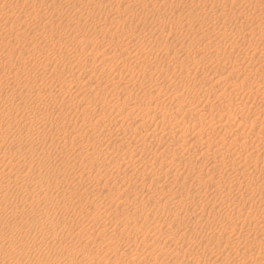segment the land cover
Segmentation results:
<instances>
[{"label":"rangeland","instance_id":"rangeland-1","mask_svg":"<svg viewBox=\"0 0 264 264\" xmlns=\"http://www.w3.org/2000/svg\"><path fill=\"white\" fill-rule=\"evenodd\" d=\"M15 1H17L16 7L11 14L7 15L3 14L1 10V7L4 5L3 2L6 3V1H0V26L2 27L0 29V47L8 40L10 41V44L3 46L2 50L0 49V59L5 58V55L10 51L19 53L18 56L3 69L11 70L12 72L16 71L19 75L25 76L23 64L24 62H30V64H33V70H35L31 73H38L44 69L50 74L44 79H39L40 77L34 75L35 78L26 76L27 78L22 82L17 84L12 83L9 86L11 87L10 89L8 87H0L1 94L6 97L11 96L12 93L10 91L13 90L15 93H20L21 90H24L21 93H26L28 95V99L25 103L21 104L19 102L21 105H19L17 101L8 100L7 102L0 103V108H5L8 112L20 117L21 115L27 114L24 113L22 105L28 104L33 106L39 104L38 100L35 98V94L37 93H45L43 95H47L50 92L53 99H57V101H53L52 103L47 102L45 106L41 107L40 116H38L39 114L33 113L31 115L32 119H24L23 117L21 120L11 124L12 130L22 133V141L26 143V146L31 145L33 148V152L23 153L19 164L16 165L17 169L22 167L26 170L28 168L36 169L37 173L34 172V174L32 173L33 170H30L29 175L35 177V180L39 182L46 181L48 183V189H46L43 187V184L46 183L40 182L44 188V190L41 191L47 192L50 197V200H45L42 197L43 194L37 193L36 196H38V199H36L35 203H29V201L24 199L9 198L8 203H6L7 201L5 202L8 208L15 209L24 207V209L29 212L25 216H18L15 218L9 216V222H12L13 227H15L10 229L11 235L15 238H19L20 230L29 226L30 214L35 210H43L47 206H50L51 210H49V212H52L51 219L56 222V225L47 229L45 239H48H44V244H41L44 246L41 247L42 252L46 256H52L53 253H56L59 264L66 263L63 257H66V254H68L67 248L63 245L71 243L76 247L80 245V241L84 243L86 242L85 239L88 240L85 231L91 228L93 225L91 222H94V224L96 222L97 228L101 230L99 229V232H97L98 229L96 228L94 232L92 228L90 229V234H92L91 239L95 240V243L93 241V245L95 244L96 247L95 245L93 246L92 243L91 245L89 244V254H95L98 252L97 250L101 249L102 246L97 244L101 240L99 239L101 234L106 235L107 240L104 241L106 246L105 243H103L102 245L104 247H102L101 251L99 250L102 253L98 252V262L95 257L93 259L91 258L92 260L88 258L83 260L86 261L88 259L86 263L89 264L91 261V264H99L101 260L102 262L100 264H115V261L112 260L115 256L112 257L111 247L120 245L121 238L123 241L125 239L128 241V238L126 236L125 238L120 237L117 239L116 243L112 244L113 246L110 245L107 235H109L108 232L113 231L114 228H116V230H114L115 233L117 231V233H120V229V231L124 230L126 234L129 233L130 236L141 231L140 234L143 233V235L139 234L140 237H138V239L146 237L147 235L149 236L151 233L158 234L159 231H163L164 229V231H176L175 238L169 236L167 239L168 236L161 235L160 239L155 240L157 242H147V248L137 241L134 243V240H132V245L136 246L133 248V251H135V249L140 253L145 251L143 256L146 254L145 257L149 258L148 261H143L144 263L141 262L142 260H138L142 264H166V261L167 264H171L172 262V264H184L185 262L186 264H254L256 262L264 264V227L259 228V234L254 232L255 219L258 218L259 214H262L260 213L262 212L261 210H263L264 213V160H262L264 152L259 149L260 146L264 147V0H94L95 3H92L94 2L93 0H91L92 2L89 0H81L80 3L79 0L78 3L77 0ZM84 1L88 2L85 3ZM145 1L148 3L147 5L144 3ZM79 6L80 9L77 8ZM118 11L119 13H117ZM34 12L38 13L37 17H34ZM78 14L81 16L77 18ZM119 17L120 19L127 17V21L125 24H121V27L116 28L111 21L113 19H119ZM68 19H71V22L75 24L74 26L78 27V31H76L75 27L66 23ZM78 19L80 20L77 22L76 20ZM69 21L70 20L67 22ZM78 23H80L79 26L77 25ZM120 23H122V20H120ZM80 27L81 29H79ZM44 29L46 32L42 36L39 32L45 31ZM4 30L7 35H4ZM5 36L6 38H4ZM94 36H96V41L80 55V50L82 48L81 40L85 38L89 40ZM147 40H150V42ZM230 40L232 42H229ZM145 42L148 44L145 45ZM190 42L193 43V47L189 45L191 44ZM105 48L107 53L103 56L104 61H101L98 55ZM147 49L148 52H151V56L149 55L147 59H143L142 55L139 56L137 54V51L145 52ZM120 53H123V55H120ZM64 54L78 55L79 61H59L57 59L58 56ZM112 54L116 56L112 58ZM129 54L133 55V59H129L125 63L122 62ZM199 54L203 55V57L201 55L199 57ZM136 56L138 57L135 58ZM251 56L253 58H251ZM94 60L95 62H93ZM239 64L242 65L240 66L241 70H239ZM1 69L2 67H0V73L2 72ZM194 71L196 73L198 72L196 75L199 76L200 74L199 77L196 76V79H194ZM228 71H230L229 74ZM51 75H53V77H51ZM198 78L200 80H198ZM181 79L186 82H180ZM230 79L232 81H230ZM59 81H66L68 86L60 89ZM77 83L80 85L82 84L83 89L80 93L74 94L76 87L80 86L77 85ZM236 85L243 87V89L241 87L243 91L240 90V93L237 95L235 91L232 90V86L235 87ZM174 86L175 88L179 87L178 92L181 93L182 96L178 92H172ZM68 87L71 88V91L73 89L74 93L65 91ZM199 88L201 90H199ZM248 89H250L251 92ZM253 89H256V91ZM163 91L165 93H163ZM257 91L258 94H256ZM149 92L151 94H157L160 99L158 100V98L151 97L152 95H150ZM166 93L170 98H167L168 96ZM245 93H251L249 98H246L248 96H246ZM57 94L60 96L57 97ZM163 94H165V96ZM176 94L182 99H186V101L187 99H192L190 100V105H186L181 101L179 102V99H171V97H174ZM240 95L243 96L245 104L240 103ZM104 96L108 99L110 97L114 101L116 100L117 105L112 108L110 106H105L104 108L103 105L98 104L97 102H99V99L102 100ZM160 96H163L165 99ZM223 96L226 99H232L241 106L239 113L240 117L231 113L229 114V112L227 113L221 109V107L228 102V100H221ZM200 97L203 99L201 100ZM171 100H173V102H171ZM94 102L95 104L97 103L95 108H93ZM193 102L194 106L197 104L195 109L192 106ZM55 103H61L60 106L62 107V111L60 113L52 108ZM174 103L178 109H176L177 107ZM85 106L88 108L87 111ZM145 106L150 108L147 114L141 112L143 110L142 107ZM201 106H203L204 111L201 110ZM98 108H100V110H97ZM183 108L185 111L182 110ZM190 108L194 109L191 114L189 112ZM175 110L179 111V118H181L182 115V117L186 119H184L185 123L188 122L191 124L199 117L203 118V122L210 123L213 122L212 116L215 118L221 116L223 119L219 120V123L223 125L228 124L227 126L230 127L229 130L227 129L224 132L219 130L220 134L218 137L213 135V138H211V134H209L210 136L206 135L203 137V150H207L206 153H203L204 182L192 184L193 180L197 179L196 175L199 174L196 167L194 171H184L185 173L181 175V181H186L188 184L190 183V190L188 191L186 188H181L180 184L177 186L175 184V186H173L174 184H171L172 182H164V180L167 179V175L165 177V174L169 173L171 175V172L172 174L180 172L182 163H180L181 161L179 160H182L183 163L186 162L188 160V158H186L187 155L180 154L174 159V162H167L165 159L160 158V160L162 159L164 161L161 160L160 162L157 160L156 163L158 165H155L156 163L150 158L153 156L152 153H154L156 148L155 145L153 147L151 145L152 143H150V137L154 136L151 133L153 123L165 112ZM116 113L118 114L116 115ZM119 113H121L120 116L126 115L123 117L124 124L122 126H120L118 120L115 119L118 117ZM233 120H235V122H232ZM0 122L7 125L4 119H0ZM141 122L144 128L143 131L136 128V124ZM95 123L97 126L101 123V127L105 125L100 129L103 133L93 134L92 131L87 130L88 124L94 125ZM229 123L231 125H229ZM109 126L112 127L109 128ZM247 130L249 132H245ZM53 131L55 133L57 132L59 137L55 136V133V135L51 133ZM106 132L113 133L114 135L119 133V136H125L132 142H142V140H145L147 143L150 142L143 151L137 154V156L134 155L129 157L128 148L121 147L120 141L110 142L107 140L105 137L107 134ZM104 133L105 135H103ZM247 133H251L252 136L249 139L251 143L250 146H252L250 147L252 150L249 149L248 152L250 154L249 158H247L245 162L235 159V163L239 167L233 170H230L231 165L229 166L228 163H223V165L222 163H215L216 165L214 166V163L209 160V157H212L211 154L213 150H217L218 148L223 149L222 143L218 141L220 136L226 137L227 135V139L240 136L243 140V137ZM132 136H134V138H132ZM103 138L104 140L106 139L105 142ZM100 141L103 144H100ZM181 141H183L181 138H179L178 141L167 139L163 147L173 149L174 147L170 148L172 147L171 145L175 144L173 146L176 147V142ZM207 143L210 145L205 149ZM254 143L258 145L255 147ZM90 144L95 145L96 149H91L89 152L83 153L79 148L80 146L90 147ZM151 147L153 148L151 149ZM240 153L241 154L234 152L233 158L246 155V153ZM110 156L114 160H123V162L126 163L125 166H129L130 163H133L139 168L137 171H133L134 169H132V171L130 170L128 172L127 169H124L125 166H121L120 171H116L110 167L106 169L98 166L92 167L89 163L91 160H95L107 164V162L109 163L110 161L106 159H109ZM46 157L52 158L53 160L51 159L52 161L50 160L49 163L46 160V164H44L40 160L41 158L44 160ZM181 157L183 158L181 159ZM256 157H258L259 160H257ZM200 158L199 155L193 156L192 161L199 160ZM29 159L32 160L31 163L28 162ZM146 159L150 162L148 163ZM103 160L105 162H103ZM176 160L179 163H176ZM256 161L257 165L255 164ZM246 162L249 164L247 167L244 166ZM145 164H149V167L156 169L151 173L150 170L144 169L143 166ZM161 164L164 165L162 166ZM159 165L161 169H158ZM221 165L226 167L223 168ZM213 166L214 168H211ZM220 167L222 168L220 169ZM41 168L42 173H40ZM14 171L15 168L12 169L11 172L8 168H5V170L0 171V176L5 174L4 176L2 175L0 179L3 180L4 177H7L4 178V181L9 182L10 179L16 177V174L14 175L13 173ZM154 171L156 172L154 173ZM9 175L12 178L9 177ZM185 175L188 176V179ZM8 178L9 180L7 181ZM92 183L96 184L98 190L91 188L86 189ZM206 184L208 185L206 186ZM101 186L103 188H101ZM219 187L222 188L220 189ZM143 188L145 191L141 190ZM176 189L178 191H175ZM72 190L75 191L73 192ZM66 191H68L70 195L67 194L68 197L65 198L63 202H60L62 194ZM127 191L128 193H126ZM82 194L84 196H82ZM138 194L139 197L137 196ZM168 194H170V196ZM173 194L176 195L171 196ZM77 195L80 198H78ZM183 195L184 197H182ZM220 196H222V198ZM136 197H138L139 200L141 197V205L139 209H132L135 208L133 207L134 201H139ZM171 197L174 199L171 200ZM119 198L122 199L119 200ZM201 198H203V201ZM238 198L247 199L248 203L245 204V209H239V211L241 210L242 212H235L234 215L236 214V216L233 217L234 210L227 207V203L230 204L238 200ZM90 200L91 202H99L100 205H98V203L97 205L100 209L90 208L88 210L86 206L91 204ZM126 200L128 201L127 204L129 200L131 203L126 205ZM191 200H193L195 204H198V208H200L203 202L202 211V207L200 209H195L197 213L194 212L195 210L193 211L194 208L191 206L187 208V205H192L190 204ZM222 200H225L224 203H221ZM124 201L125 203L123 205ZM143 201L144 203H141ZM145 201L150 203L147 204ZM106 202L107 206H105ZM248 204H250V207H248ZM141 206H143V208ZM105 207L107 211L104 209ZM204 207H206V209H204ZM179 208H181V211ZM203 210H205V212H203ZM217 210L219 212H217ZM102 211L105 213L102 214ZM213 211L214 214L216 213L217 215H214ZM149 212L151 213L149 214ZM176 213L179 214L177 215ZM192 213L196 214L193 215ZM132 214H134L135 218L141 220L140 222L138 221L136 227H133V224H130L131 222L128 224L125 223V218L132 216ZM138 214H140L141 217L138 216ZM72 215L73 218L69 220L65 219L67 216ZM97 215L98 217H96ZM105 216L107 217L106 221L104 220L105 218H103ZM181 216L183 218H181ZM0 218V227H3L2 223L7 220L2 215H0ZM100 218L103 219L100 220ZM148 219L151 220L152 224H149L150 220ZM179 219H181L180 221L183 219V222L180 223ZM156 220L158 222L157 224L155 222ZM122 221L123 224H121ZM108 222L110 223L107 224ZM184 222L185 225H183ZM153 224L155 227H153ZM119 225H121V227ZM226 227V231L222 232V229ZM232 228L234 231L229 234L227 230ZM197 230L199 232H197ZM55 231L56 233L59 231L60 234L57 233V235L59 234L58 238L53 240V238H55L54 234H56ZM98 233L101 234L99 235ZM60 235L62 239L65 236L68 243H61L59 241L61 238L59 237ZM40 237L38 232H33V229L29 227V233L23 238L25 257H23L24 259L22 258L20 262L16 263L28 264L26 258L27 251L34 247V244H38ZM68 237L69 239H67ZM83 238L85 239L82 240ZM153 238L154 237H151V239H149L152 241ZM73 239L78 240L74 241ZM199 239L201 243H198V241H200ZM73 241L77 243L75 244ZM160 241H163L162 244L165 245L162 246ZM107 242L109 244H107ZM122 244L125 246L128 245L127 243V245L125 243ZM238 246H248V249H246L247 253L233 259L231 258L233 249ZM147 249H149V251ZM105 251L107 252L105 253ZM120 251L125 252L121 254L124 264L135 263L128 260V252L124 250V247ZM249 251L251 252V256L248 254ZM78 253L80 256H78ZM78 253L71 261L75 260V263L80 262V257L83 258V256L87 254L84 255L82 252ZM149 256H151L153 260ZM254 257L255 259H251ZM115 259L116 261L118 260L117 258ZM118 263L123 264V262L120 263L119 260L117 261V264Z\"/></svg>","mask_w":264,"mask_h":264},{"label":"bare ground","instance_id":"bare-ground-1","mask_svg":"<svg viewBox=\"0 0 264 264\" xmlns=\"http://www.w3.org/2000/svg\"><path fill=\"white\" fill-rule=\"evenodd\" d=\"M1 1V0H0ZM4 1H6V3L5 2H3L4 3V5L1 7V10H2V12H3V14H11L12 13V11L14 10V8L16 7V5H17V1H15V0H4ZM80 1L81 0H79V3H80ZM89 1H91V0H89ZM94 1V0H93ZM99 1H101V0H99ZM143 1V0H142ZM75 2V1H74ZM73 2V3H74ZM85 2V1H84ZM88 2V1H87ZM87 2H85V3H87ZM92 2V1H91ZM90 2V3H91ZM98 2V1H97ZM77 3H78V0H77ZM82 3V2H81ZM89 3V4H90ZM92 3H95V1L94 2H92ZM99 3V2H98ZM103 3V2H102ZM102 3H100V4H102ZM142 3V2H141ZM144 3H146V1L144 2ZM143 3V4H144ZM83 4V3H82ZM100 4H97V5H100ZM107 4V3H106ZM106 4H104V5H106ZM110 4V3H109ZM148 3H146V5H147ZM108 5V4H107ZM78 6V5H77ZM80 6H82V5H80ZM80 6L79 7H77L78 9H80ZM85 6H86V4H85ZM91 6V5H90ZM75 7H76V4H75ZM74 7V8H75ZM84 7V6H83ZM87 7H88V5H87ZM86 7V8H87ZM95 7V6H94ZM71 8V7H70ZM76 8V9H77ZM85 8V7H84ZM90 8V7H89ZM93 8V7H92ZM118 8V7H117ZM72 9H73V7H72ZM74 10V9H73ZM84 10V9H83ZM89 10V9H88ZM118 10V9H117ZM114 11H116V10H114ZM78 12V11H77ZM87 12V11H86ZM82 13H83V11H82ZM117 13H119V11L117 12ZM2 14V13H1ZM38 13L37 12H34V17H37L38 15H37ZM74 14H75V12H74ZM81 14V13H80ZM116 15H120V14H116ZM115 15V16H116ZM78 16H81V15H77V18H78ZM112 16V15H111ZM123 16V15H122ZM127 16V15H126ZM74 17V16H73ZM112 18H114V17H112ZM111 18V19H112ZM127 17H125L124 19H120V17H119V19H113L111 22H112V24H113V26L114 27H116V28H119V27H121L120 25L121 24H125L126 23V21H127V19H126ZM81 19V18H80ZM80 19H78V20H76L77 22L80 20ZM110 19V20H111ZM68 20H70L69 22H67ZM68 20H66V23H68V25H70V26H72V27H75L76 28V31H78V27H76V26H74L75 24H73L72 22H71V19H68ZM120 20H122V23H120ZM80 22H82V21H80ZM85 22V21H84ZM76 23V22H75ZM83 23V22H82ZM0 25H1V20H0ZM78 26L80 25V23H78L77 24ZM84 25V24H83ZM124 26V25H123ZM2 27L0 26V29H1ZM79 29H81V27L79 28ZM3 30V29H2ZM42 30V29H41ZM45 30V29H44ZM100 30V29H99ZM103 30V29H102ZM1 31V30H0ZM75 31V32H76ZM105 31V30H104ZM4 32H5V30H4ZM46 32V30L45 31H40L39 33L40 34H42V36H43V34ZM98 32V31H97ZM100 32V31H99ZM252 32V31H251ZM103 33H106V32H103ZM252 33H254V32H252ZM261 33V32H260ZM1 34V33H0ZM6 34V32L4 33V35ZM7 35V34H6ZM264 36V35H263ZM260 37V36H259ZM4 38H6V36L4 37ZM15 38H16V36H15ZM222 38V37H221ZM221 38H220V40H221ZM245 38V37H244ZM262 39V38H261ZM219 40V41H220ZM228 40V39H227ZM226 40V41H227ZM94 41H96V36H94V37H92L91 39H87L86 40V38L83 40H81V42H82V48H81V50H80V55L88 48V47H90L91 45H93V43H94ZM147 41H149L150 42V40H147ZM229 42H232L231 40L229 41ZM191 43V42H190ZM8 44H10V41L8 40L7 42H5V43H3V45L0 47V49L2 50L3 49V46H6V45H8ZM146 44H148L147 42H145V45ZM190 46H192L193 47V43H191V44H189ZM109 48H110V46H109ZM166 51V50H165ZM202 51H203V48H202ZM107 53V51H106V48L105 49H103L101 52H100V54L98 55V57L100 58V60L101 61H104V55ZM200 53H201V50H200ZM18 54L19 53H16V52H14V51H10V52H8V54L7 55H5V58H1L0 59V67H2V72L0 73V87H2V88H11V87H9L12 83L13 84H17V83H20V82H22L23 80H25L27 77L26 76H29V77H31V78H35L34 76H36V77H40L39 79H44V78H46L47 76H49V74L50 73H47V71L46 70H42V71H40V72H38V73H31V72H33V71H35V70H33V64H30V62H24V64H23V68H24V73H25V76H21V75H19L16 71H11V70H5V69H3V68H6L11 62H12V60L16 57V56H18ZM137 54L139 55V56H143V59H147L148 57H149V55L151 56V52L149 51L148 52V49L147 50H145V52H143V51H137ZM262 54V53H261ZM263 54H264V52H263ZM262 54V55H263ZM120 55H123V53H120ZM200 55L201 54H199V57H200ZM116 55H114V54H112L111 55V57L112 58H114ZM198 56V55H197ZM202 57H203V55H201ZM128 57V58H127ZM127 57H125V59L124 60H122V62H126V61H128L129 59H133V55H131V54H129ZM138 56H136L135 58H137ZM251 58H253L252 56H251ZM59 61H62V62H70V61H73V60H78L79 61V56L78 55H60V56H58V58H57ZM199 59H201V58H199ZM93 62H95V60L93 61ZM85 66H86V64H85ZM240 66H242V65H240L239 64V70H241V68H240ZM238 69V68H237ZM196 70V69H195ZM198 70H200V69H198ZM229 72L230 71H228V74H229ZM195 73V75H194V79H196V76H198V75H196V74H198V72L196 73L195 71L193 72V74ZM34 75V76H33ZM199 76H200V74H199ZM198 76V77H199ZM51 77H53V75H51ZM187 77V76H186ZM186 77H184V78H186ZM226 77V76H225ZM218 78H220V77H218ZM217 78V79H218ZM202 79V78H201ZM221 79H222V77H221ZM228 79V78H227ZM183 79H181L180 80V82L182 81ZM193 80V79H192ZM198 80H200L199 78H198ZM226 80V79H225ZM188 81V80H187ZM194 81V80H193ZM230 81H232L231 79H230ZM60 82V84H59V87H60V89H62V88H65L66 86H68L67 84H66V81H59ZM117 82V81H116ZM183 83H185L184 81H182ZM196 82V81H195ZM228 82V81H227ZM232 83V82H231ZM230 83V84H231ZM233 84V83H232ZM77 85H80V84H78L77 83ZM179 85H180V83H179ZM182 85V84H181ZM178 86V85H177ZM234 86V85H233ZM232 86V90L233 91H235V93H236V95L237 94H239L240 93V90H242L243 89V87H242V89H241V87H239L238 85H236L235 87H233ZM72 87H73V85H72ZM76 87V86H75ZM184 87V86H183ZM182 87V88H183ZM19 88H21V87H19ZM23 88V87H22ZM74 88V87H73ZM173 88H175V86L173 87ZM172 88V92H178V88H175V89H173ZM82 89H83V85L81 84L79 87H76V89H75V93L73 92V89H72V91H71V88L70 87H68V89L67 90H65V91H67L68 93L69 92H73L74 94H78V93H80L81 91H82ZM17 90H18V88H17ZM165 90V89H164ZM199 90H201L200 88H199ZM250 92H251V90L250 89H248ZM254 91H256V89H253ZM24 91V90H23ZM22 90L20 91V93H15V91L13 90V91H10L11 93H12V95L11 96H4V95H2L1 94V92H0V103H4V102H7L8 100H14V101H17L18 102V104L19 105H21V104H23V103H25V101H27V99H28V95L26 94V93H21V92H23ZM243 91V90H242ZM247 91V90H246ZM16 92H18V91H16ZM161 92V91H160ZM166 92H168V91H166ZM48 93V92H47ZM46 93V94H47ZM163 93H165L164 91H163ZM179 93V92H178ZM43 94H45V93H43ZM43 94H41V93H37V94H35V98L38 100V102H39V104H37V105H33V106H30V105H28V104H24V105H22L23 106V111H24V113H27L26 115L24 114V115H21L20 117H18L16 114H12V113H10V112H8L5 108H0V119H4V120H6V122H7V125H4L3 123H1L0 122V171H2V170H5V168H8L9 170H10V172H11V170L12 169H14L15 168V171L13 172L14 173V175L16 174V177L15 176H13V177H15V178H13V179H10L9 180V178L7 179V181L9 180V182H5L4 180V178H7V177H4L3 178V180L2 179H0V215H2V216H4L5 217V219L7 220V221H5V222H3L2 223V225H3V227H0V264H19V263H16V262H20L21 260H22V258L23 257H25V249L23 248V245H24V243H23V238L29 233V227H31L32 229H33V232H38V235H39V237H40V239H39V241H38V244H34L33 246L34 247H32L30 250H28L27 251V256H26V258H27V263L28 264H59L58 263V261H57V256H56V253H53V255L52 256H46V255H44V253L42 252V247L41 246H44V245H41L42 243L44 244V242H45V240L46 239H48V238H46L45 239V233H47V229L48 228H50V227H52V226H55L56 225V222L53 220V219H51L52 217V212H49V210H51V208H50V206H47L45 209H43V210H35V211H33L31 214H30V220H29V222H28V224H29V226H26V227H24V228H22L21 230H20V237L19 238H15V237H13L12 235H11V233H10V229H12V228H15V227H13V223L12 222H9V220H8V218H9V216H11L12 218H15V217H18V216H25V215H27L29 212L27 211V210H25L24 209V207H21V208H15V209H10V208H8L6 205H5V202L6 203H8V199L9 198H14V199H24V200H26V201H29V203L30 202H32V203H35L36 202V199H38V196H36V194L37 193H39V194H43V198L45 199V200H50V197H49V195H48V193L47 192H43V191H41V190H44V188L43 187H45L46 189H48V183L46 182V181H40L41 183H46V184H43V187H42V184L39 182V181H37V180H35L36 178L35 177H31L30 175H29V171L30 170H33V172L32 173H34V172H36V169H31V168H28L27 170L25 169V168H19V169H17V167H16V165H18L19 164V161L21 160V157H22V155H23V153L24 152H33V148H32V146L30 145V146H26V143L25 142H23L22 141V133H19V131H14V130H12L11 129V124H13L14 122H17V121H19V120H21L23 117H24V119H32L31 118V115L33 114V113H35V114H39L40 113V111H41V107H43V106H45V104L47 103V102H53V101H57V99H53V97H52V94L49 92L47 95H43ZM149 94L150 95H152L151 97H153V98H158V100L160 99L159 97H158V95L157 94H151L150 92H149ZM160 94H162V93H160ZM180 95H181V93H179ZM250 94L251 93H245V95L246 96H248V97H246V98H249V96H250ZM256 94H258V91H257V93ZM71 95V94H70ZM148 95V94H147ZM149 95V96H150ZM155 95V96H154ZM164 96H165V94H163ZM166 95L168 96V94L166 93ZM174 95V94H173ZM178 94H176L174 97L172 96L171 97V99L172 98H174V99H179L178 101L180 102H183V103H185L186 105H190V100H192V99H187V101H186V99H182L180 96H177ZM255 95V94H254ZM60 96V95H59ZM58 96V94H57V97H59ZM182 96V95H181ZM196 96V95H195ZM56 97V98H57ZM151 97H150V100H151ZM161 97V96H160ZM199 97V96H198ZM161 98H163V99H165L163 96L161 97ZM167 98H170L169 96L167 97ZM188 98H190V97H188ZM195 98V97H194ZM219 98V97H218ZM173 99V100H174ZM200 99L202 100L203 98H201L200 97ZM240 99H241V101H240V103L241 104H245V101L243 100V96L242 95H240ZM61 100H62V98H61ZM173 100H171V102H173ZM188 100H189V102H188ZM197 100V99H196ZM220 100V99H219ZM218 100V101H219ZM221 100H224V101H227L228 100V102L227 103H225L224 105H223V107H221V109L222 110H224V111H226L227 113L229 112V114L231 113V114H234V115H237V117H240V115H239V113H240V109H241V106H239V104L238 103H236V102H234L232 99H226L224 96L222 97V99ZM177 101V100H176ZM198 101V100H197ZM197 101H196V103H197ZM21 104H20V103ZM60 102V101H59ZM122 102V101H121ZM174 102H175V100H174ZM201 102V101H200ZM27 103V102H26ZM98 104H101V105H103L104 106V108H105V106H110L111 108L112 107H115L116 105H117V102H116V100L114 101L113 99H111L110 97H109V99L106 97V96H104L103 98H102V100L101 99H99V102H97ZM97 103L95 104V102L93 103V108H95V106H97ZM119 103V102H118ZM195 103V104H196ZM222 103V102H221ZM17 104V103H16ZM60 104L61 103H55V105L52 107L53 109H55L58 113H60L61 111H62V107L60 106ZM182 104V103H181ZM192 104V103H191ZM205 104V103H204ZM204 104H203V106H204ZM207 104V103H206ZM174 105H175V103H174ZM177 105H179V104H177ZM100 106V105H99ZM98 106V107H99ZM176 106V105H175ZM185 106V105H184ZM192 106H193V108L195 109L196 107L195 106H197V104L194 106V102H193V104H192ZM203 106H201L202 108H201V110H203ZM177 107V106H176ZM180 107V106H179ZM175 108V107H174ZM192 108V107H191ZM190 108V114L191 113H193V110L194 109H191ZM198 108V107H197ZM204 108H205V106H204ZM85 109H86V111L88 110V108L85 106ZM142 113H148L149 111H150V108L148 107V106H145V107H142ZM176 109H178V107L176 108ZM188 109V108H187ZM207 109V108H206ZM205 109V110H206ZM211 109V108H210ZM97 110H100V108H98ZM101 110H103V109H101ZM182 110H184V108L182 109ZM197 110V109H196ZM28 111V112H27ZM109 111H111V110H109ZM117 111V110H116ZM120 111H122V110H120ZM185 111V110H184ZM204 111V110H203ZM101 112V111H100ZM103 112V111H102ZM210 112V111H209ZM115 113V112H114ZM178 113H179V111H177V110H175V111H167V112H165L164 114H162L160 117H159V119L157 120V121H155L154 123H153V125H152V127H151V133H152V135H154V136H151L150 137V140H151V142L150 143H152L151 145L154 147V145L156 146V148H155V151H154V153H152L153 154V156L152 157H150V158H152V160L154 161V163H156V161L157 160H159L160 162H161V160L162 159H165L167 162H174V159L177 157V156H179L180 154L182 155V154H184V155H187V157L186 158H188V160L186 161V162H182V160H179V161H181L180 163H182L181 164V170H180V172H175V173H173L172 174V172H171V175L168 173V174H165V177H166V175H167V179H165L164 180V182H172L171 184H174L173 186H175V184H176V186L178 185V184H180V186H181V188L183 187V188H186V190L188 191V190H190L189 189V186H190V183L188 184L186 181H181L182 179H181V175L183 174V173H185L184 171H194L195 170V167L197 168V170H198V172H199V174L198 175H196V177H197V179L196 180H193V182H192V184L193 183H198V184H200V183H203L204 181H203V153H206L207 152V150H203V137L204 136H206V135H209V134H211L212 135V137L211 138H213V135L214 136H216V137H218L219 136V130H222L221 132H224V131H226L227 129L229 130V128L230 127H228L227 125L228 124H220L219 123V120H222L223 119V117H221V116H219L218 118H215L214 116H212V121L213 122H210L211 120L210 119H208V120H210L209 122L210 123H206V122H203V118L202 117H199L196 121H194L193 123H191V124H189L188 122L187 123H185V121H184V117H182V115H181V118H179L178 117ZM181 113V112H180ZM211 113V112H210ZM209 113V114H210ZM107 114H108V112H107ZM118 113H116V115H117ZM120 114L121 113H119V115H118V117L117 118H115V119H117L118 120V124L120 125V126H122L123 124H124V118L123 117H125L126 115H123V116H120ZM187 114V113H186ZM185 114V115H186ZM208 115V114H207ZM36 116V115H35ZM38 116H40V114L38 115ZM115 116V115H114ZM184 116V115H183ZM33 117V116H32ZM208 117V116H207ZM236 117V118H237ZM187 118V117H186ZM226 118V117H225ZM235 118V119H236ZM34 119V118H33ZM186 120V119H185ZM237 120V119H236ZM207 121V120H206ZM239 121V120H238ZM208 122V121H207ZM221 122V121H220ZM223 122V121H222ZM227 122V121H226ZM232 122H235V120H233ZM144 124V123H143ZM229 125H231L230 123H229ZM105 126V125H104ZM104 126H102V127H104ZM101 127V123H100V125L99 126H97V124L95 123L94 125H91V124H88V127H87V130H89V131H92V133L93 134H100V133H103V131H101L100 129L102 128ZM110 127H112V126H109V128ZM145 127V126H144ZM108 128V129H109ZM136 128H138V129H141V131H143L144 130V128H143V125H142V122L141 123H137L136 124ZM104 131H105V128H104ZM108 131V130H107ZM119 131H120V129H119ZM123 131H125V130H123ZM244 131V130H243ZM242 131V132H243ZM112 132H113V130H112ZM228 132V131H227ZM245 132H249L248 130L247 131H245ZM51 133H55L54 131L53 132H51ZM107 133V132H106ZM115 133V132H114ZM56 134V135H55ZM54 135L55 136H58L59 137V134L56 132ZM117 135H114L113 133H107L106 134V138H107V140H109L110 142H117V141H120V144H121V147H127L128 148V152H129V157H132V156H134V155H136L137 156V154L140 152V151H143L146 147H147V145H148V143L144 140H142V142H132V141H129L128 139H127V137H125V136H119V133H116ZM187 134H188V136H187ZM227 134V133H226ZM229 134V133H228ZM103 135H105V133L103 134ZM122 135V134H121ZM244 135V134H243ZM242 135V136H243ZM97 136V135H96ZM210 136V135H209ZM225 136V135H224ZM98 137V136H97ZM104 137V138H105ZM252 136H251V133H247V134H245V136L243 137V140H242V138L239 136V137H232V139H227V135H226V137H222V136H220V138L218 139V141H220L221 143H222V148L223 149H220V148H218L217 150H213V152H212V157H209V160L210 161H212V163H214V166L216 165L215 163H222V165H223V163H228L229 164V166L231 167V169L230 170H233V169H237V167H239L238 165H236V163H235V159H237V160H243V162H245L246 161V159L247 158H249V156H250V154L248 153L249 152V149H251L250 147H252V146H250L251 145V143L249 142V139L251 138ZM104 138H103V141L105 142V140H104ZM132 138H134V136H132ZM143 138V137H142ZM179 138H181V140H183V141H181V142H176L177 143V145H176V147L175 146H173V145H175V144H172L171 146L172 147H170V148H173V149H167V148H165V147H163V145L165 146V140H167V139H173V140H176V141H178V139ZM210 138V137H209ZM102 139V138H101ZM141 139V138H140ZM206 139H208V138H206ZM215 139V138H214ZM102 141V140H101ZM101 141H100V144H103V143H101ZM164 141V142H163ZM207 141V140H206ZM216 141H217V139H216ZM254 141V140H253ZM171 142V141H170ZM173 143V142H172ZM210 143V142H209ZM253 143V142H252ZM108 144H109V142H108ZM91 145V144H90ZM150 145V144H149ZM209 145L210 144H208L207 143V145H206V147H205V149H207L208 147H209ZM258 145V144H257ZM257 145H255V143H254V146L256 147ZM108 146V145H107ZM259 146H260V144H259ZM153 147H151V149L153 148ZM80 148V150L81 151H83V153L84 152H89V150H93V149H96V146L95 145H91L90 147L89 146H86V147H83V146H80L79 147ZM148 148H150V147H148ZM258 149V148H257ZM260 150H262L263 152H264V147L263 146H260V148H259ZM252 150V149H251ZM148 151H150V150H148ZM259 151V150H258ZM145 152V151H144ZM234 152H236V153H239V154H241L240 152H242V153H246V155H241V156H239L238 158H236V157H234L233 158V153ZM252 153V152H251ZM256 154V153H255ZM146 155V154H145ZM196 155H199L201 158L199 159V160H193L192 161V158H193V156H196ZM262 155V154H261ZM260 155V156H261ZM45 156V155H44ZM48 156V155H47ZM139 156V155H138ZM264 156V155H263ZM145 157V156H144ZM146 157H147V155H146ZM207 157V156H206ZM229 157V158H228ZM45 158V157H44ZM43 158V159H44ZM149 158V159H150ZM160 158H162L161 160H160ZM183 157H181V159H182ZM196 158V157H195ZM228 158V159H227ZM261 158H262V156H261ZM52 159V158H51ZM49 157H46V159H44V160H42V158H41V162L42 163H44V164H46V160H47V162L49 163L50 162V160H51ZM143 159H145V158H143ZM179 159H180V157H179ZM185 159V158H184ZM197 159H198V157H197ZM256 159L257 160H259V158L258 157H256ZM53 160V159H52ZM51 160V161H52ZM107 161H110L109 163L107 162V164H104V163H100V161H90L89 163H90V165L93 167V166H98V167H102V168H104V169H106V168H108V167H110V168H113L114 170H116V171H120V168H121V166H125L126 165V163L125 162H123V160H118V159H116V160H114L111 156H110V158L109 159H106ZM262 160H264V157H263V159ZM31 159H29L28 160V162L29 163H31ZM146 161H147V159H146ZM162 161H164V160H162ZM209 161V162H210ZM103 162H105L104 160H103ZM148 162V161H147ZM150 162V161H149ZM148 162V163H149ZM209 162H208V164H209ZM262 162V161H261ZM176 163H179V162H177V160H176ZM263 163V162H262ZM151 164V163H150ZM227 164V165H228ZM255 164L257 165V161L255 162ZM22 165H24V164H22ZM152 165V164H151ZM155 165H158L157 163L155 164ZM154 165V166H155ZM162 165V164H161ZM164 165V164H163ZM162 165V166H163ZM180 165V164H179ZM221 165V166H222ZM249 164H248V162H246L245 164H244V166L245 167H247ZM150 165L149 164H145L143 167H144V169H147V170H150V172L152 173L153 172V170H155L153 167H149ZM210 166V165H209ZM214 166L213 167H211V168H214ZM156 167V166H155ZM159 168L158 169H161L160 168V165L158 166ZM204 167H205V165H204ZM223 167V166H222ZM222 167H220V169L222 168ZM224 167H226V166H224ZM223 167V168H224ZM123 168V167H122ZM139 167L137 166V165H135V164H133V163H130L129 164V166H125L124 167V169H127L128 170V172L131 170L132 171V169H134L133 171H137V169H138ZM177 168V167H176ZM142 169V168H141ZM140 169V170H141ZM219 169V168H218ZM126 170V171H127ZM168 170V169H167ZM214 170V169H213ZM215 170H217V169H215ZM143 171V170H142ZM173 171H174V169H173ZM178 171V170H177ZM115 172V171H114ZM123 172V171H122ZM121 172V173H122ZM156 171H154V173H155ZM167 172H169V171H167ZM4 173V172H3ZM37 173V172H36ZM40 173H42V168L40 169ZM124 173V172H123ZM126 173V172H125ZM166 173V172H165ZM1 174H2V172H1ZM35 174V173H34ZM117 174V173H116ZM3 175V174H2ZM1 175V176H2ZM5 175V174H4ZM3 175V176H4ZM12 175V174H11ZM1 176H0V178H1ZM151 176H152V174H151ZM186 176V175H185ZM184 176V177H185ZM9 177H11L10 175H9ZM124 177V176H123ZM130 177V176H129ZM132 177V176H131ZM190 177V176H189ZM195 177V178H196ZM209 177H211V176H209ZM249 177V176H248ZM12 178V177H11ZM186 178L188 179V176H186ZM208 178V177H207ZM213 178V177H212ZM250 178V177H249ZM205 179V178H204ZM210 179V178H209ZM213 179H215V178H213ZM250 179H252V178H250ZM125 180V179H124ZM191 180H192V178H191ZM190 180V181H191ZM217 180V179H216ZM216 180H215V182H216ZM207 181H208V179H207ZM163 182V183H164ZM211 182H212V180H211ZM220 182V181H219ZM221 183V182H220ZM219 183V184H220ZM242 183V182H241ZM245 183V182H244ZM243 183V184H244ZM250 183V182H249ZM75 184V183H74ZM166 184V183H165ZM208 184H209V181H208ZM208 184H206V186L208 185ZM212 184V183H211ZM218 184V183H217ZM77 185V184H76ZM108 185V184H107ZM154 185H155V183H154ZM163 185V184H162ZM214 185H216L215 183H214ZM222 185V184H221ZM231 185H232V183H231ZM247 185V184H246ZM246 185H244V186H246ZM70 186V185H69ZM79 186V185H78ZM156 186H158V185H156ZM180 186H179V188H180ZM192 186V185H191ZM195 186V185H194ZM201 186V185H200ZM212 186V185H211ZM80 187V186H79ZM78 187V188H79ZM106 187H108V186H106ZM193 187V186H192ZM192 187H190V188H192ZM209 187V186H208ZM216 187H217V185H216ZM223 187V186H222ZM221 187V188H222ZM240 187V186H239ZM89 188H91V189H96V190H98L97 189V186H96V184H94V183H92V184H90L89 186H88V188H86V189H89ZM101 188H103L102 186H101ZM110 188V187H109ZM179 188H177V189H179ZM181 188H180V190H181ZM220 188V187H219ZM220 188V189H221ZM75 189V188H74ZM107 189V188H106ZM175 190V191H178V190ZM215 189V188H214ZM127 190H128V188H127ZM141 190H144L145 191V189L143 188V189H141ZM186 190L184 189V191L186 192ZM216 190V189H215ZM219 190V189H218ZM73 192L75 191V190H72ZM174 191V192H175ZM184 191H182V192H184ZM84 192H85V190H84ZM90 192V191H89ZM180 192V191H179ZM178 192V193H179ZM92 193V192H91ZM126 193H128V191L126 192ZM176 193V192H175ZM67 194H69V192L68 191H66V192H64L63 194H62V196H61V201L60 202H63V200H65V198H67L68 197V195ZM80 194H81V191H80ZM79 194V195H80ZM86 194H87V192H86ZM89 194V193H88ZM143 194H144V192H143ZM145 194H148V193H145ZM154 194V193H153ZM185 194V193H184ZM188 194V193H187ZM70 195V194H69ZM94 195V194H93ZM128 195V194H127ZM126 195V196H127ZM129 195H130V192H129ZM129 195H128V197H129ZM169 196H170V194H168ZM176 195V194H175ZM174 194L173 195H171V196H175ZM179 195H181V194H179ZM191 195V194H190ZM78 196V195H77ZM82 196H84L83 194H82ZM81 196V197H82ZM125 196V197H126ZM138 197H139V194L137 195ZM142 196V195H141ZM150 196V195H149ZM154 196V195H153ZM189 196V195H188ZM209 196V195H208ZM120 197V196H119ZM124 197V198H125ZM131 197V196H130ZM133 197V196H132ZM138 197H136V198H138ZM178 197H180V196H178ZM182 197H184V195L182 196ZM213 197H214V194H213ZM221 198H222V196H220ZM78 198H80L79 196H78ZM83 198V197H82ZM149 198V197H148ZM147 198V199H148ZM172 198V199H171ZM170 199L171 200H173L174 198L173 197H171ZM189 198V197H188ZM191 198H193V197H191ZM246 198V197H245ZM122 199V198H121ZM120 198H119V200H121ZM146 199V200H147ZM153 199H154V197H153ZM167 199V198H166ZM205 199H206V197H205ZM227 199H230V198H227ZM87 200V199H86ZM125 200V199H124ZM131 200H132V198H131ZM138 200H139V198H138ZM140 200H141V197H140ZM140 200L139 201H137V200H135L134 201V206L133 207H135V208H132V209H139V207H140ZM142 200H143V198H142ZM144 200H145V198H144ZM180 200H182V199H180ZM179 200V201H180ZM201 200L203 201V198H201ZM210 200V199H209ZM148 201V200H147ZM147 201H145L147 204H149ZM151 201V200H150ZM175 201H176V199H175ZM224 201L225 200H222L221 201V203H224ZM88 202V201H87ZM87 202H85V203H87ZM127 200H126V205H129L130 203H131V201L129 200V203L127 204ZM154 202H155V200H154ZM157 202V201H156ZM167 202V201H166ZM171 202V201H170ZM174 202V201H173ZM189 202V201H188ZM209 202V201H208ZM90 205L89 204H86V205H89V206H86V208L89 210L90 208H93V209H96V208H99L98 207V205H100L99 204V202H94V201H92L91 202V200H90ZM97 203H98V205H97ZM124 203H125V201L123 202V205H124ZM141 203H144V201L143 202H141ZM152 203V202H151ZM163 203H165V202H163ZM206 203V202H205ZM205 203H204V205H205ZM248 203V200L247 199H239L238 198V200H235V201H233L232 203H227V207H230L231 209H233L234 211H233V215H234V213L235 212H237V211H239V209H245L246 208V206H245V204H247ZM4 204V205H3ZM105 204V203H104ZM169 204V203H168ZM190 204H192V205H187V208H189L190 206L192 207V208H194L193 209V211L195 210V209H200L201 207V211H202V209H203V202L201 203V206H200V208H198L197 207V205L198 204H195V202L193 201V200H191L190 201ZM144 205V204H143ZM164 205V204H163ZM105 206H107V202H106V205ZM110 206V205H109ZM148 206V205H147ZM166 206H168V205H166ZM207 206H210V205H207ZM132 207V206H131ZM131 207H130V209H131ZM142 208H143V206H141ZM146 207V206H145ZM150 207V206H149ZM211 207V206H210ZM209 207V208H210ZM248 207H250V204H248ZM141 208V209H142ZM148 208V207H147ZM165 208H167V207H165ZM100 209V208H99ZM106 211H107V208L105 207L104 208ZM149 209H151V208H149ZM204 209H206V207H204ZM250 209V208H249ZM261 209H262V207H261ZM105 210H103V211H105ZM147 210V209H146ZM153 210H154V208H153ZM178 210V209H177ZM176 210V211H177ZM179 210L181 211V208H179ZM178 210V211H179ZM191 210V209H190ZM102 211V214L103 213H105V212H103ZM131 211H133V210H131ZM150 211V210H149ZM199 211V210H198ZM208 211V210H207ZM241 211V210H240ZM239 211V212H240ZM250 211H251V209H250ZM250 211H249V213H250ZM262 212H260V213H262V214H259V216H258V218H256L255 219V223H254V226H255V230H254V232H256V233H258L259 234V228H261V227H264V213H263V210H261ZM98 212V211H97ZM110 212V211H109ZM109 212H108V214H109ZM138 212V211H137ZM136 212V213H137ZM142 212V211H141ZM194 212H196V210L194 211ZM200 212V211H199ZM203 212H205V210H203ZM202 212V213H203ZM211 212H212V210H211ZM217 212H219L218 210H217ZM239 212H237V213H239ZM242 212V211H241ZM248 212V211H247ZM246 212V213H247ZM98 213H100V212H98ZM126 213H128V212H126ZM131 213V212H130ZM151 212H149V214H150ZM154 213V212H153ZM197 213V212H196ZM196 213H192L193 215L194 214H196ZM201 213V214H202ZM81 214V213H80ZM129 214V213H128ZM145 214V213H144ZM155 214V213H154ZM177 214V213H176ZM179 214V213H178ZM177 214V215H178ZM181 214V213H180ZM191 214V213H190ZM213 214H214V211H213ZM216 214V213H215ZM214 214V215H215ZM74 215V214H73ZM73 215L72 216H67L65 219H67V220H69V219H71V218H73ZM93 215V214H92ZM98 215H101V214H98ZM98 215L96 216V217H98ZM105 215V214H104ZM103 215V216H104ZM111 215V214H110ZM115 215V214H114ZM127 215V214H126ZM137 215V214H136ZM143 215V214H142ZM153 215V214H152ZM156 215V214H155ZM155 215H153V216H155ZM192 215V216H193ZM217 215V214H216ZM232 215V216H233ZM247 215V214H246ZM95 216V215H94ZM138 216H140L141 217V215L140 214H138ZM137 216V217H138ZM146 216V215H145ZM212 216V215H211ZM236 216V214L233 216V217H235ZM107 217H108V215H107ZM107 217L105 216V217H103V218H105L104 220L106 221L107 220ZM112 217V216H111ZM124 217V216H123ZM147 217V216H146ZM157 217V216H156ZM210 217V216H209ZM216 217V216H215ZM231 217V216H230ZM90 218V217H89ZM102 218V219H103ZM181 218H183L182 216H181ZM211 218H213V217H211ZM91 219H92V217H91ZM101 218H100V220H102ZM108 219H109V217H108ZM113 219H114V216H113ZM113 219H112V221H113ZM126 220H125V223H130V224H133L132 226L133 227H136L137 225H138V221L140 222L141 220H139V219H137V218H135V216H134V214H132V216H129L128 218H125ZM151 219V218H150ZM150 219H148V220H150ZM154 219V218H153ZM156 219H158V218H156ZM210 219V218H209ZM0 220H1V218H0ZM90 220V219H89ZM104 220H103V222H104ZM123 220V219H122ZM181 219H179V222L180 223H182L183 222V219H182V221H180ZM214 220V219H213ZM94 221H96V220H94ZM110 221V220H109ZM91 222V221H90ZM98 222H99V218H98ZM111 222V221H110ZM110 222H108L107 224H109ZM153 222V221H152ZM156 222V224L158 223L157 222V220L155 221ZM154 222V223H155ZM160 222V221H159ZM67 223V222H66ZM91 223H93V225L91 226V228H92V231H94V230H96V228L98 227L97 226V224H96V222H95V224H94V222H91ZM121 223V222H120ZM142 223V222H141ZM104 224V223H103ZM118 224V223H117ZM121 224H123V221H122V223ZM146 224V223H145ZM145 224H143V225H145ZM149 224H152L151 223V220H150V222H149ZM193 224V223H192ZM99 225V224H98ZM160 225V224H159ZM161 225H162V223H161ZM181 225V224H180ZM183 225H185V222H184V224ZM187 225V224H186ZM104 226H105V224H104ZM115 226V225H114ZM118 226V225H117ZM120 227H121V225H119ZM126 226V225H125ZM124 226V227H125ZM152 226V225H151ZM198 226V225H197ZM197 226H195V227H197ZM90 227V226H89ZM101 227V226H100ZM129 227H131V226H129ZM141 227V226H140ZM150 227V226H149ZM153 227H155V225L153 224ZM177 227V226H176ZM175 227V228H176ZM179 227V226H178ZM181 227V226H180ZM183 227V226H182ZM91 228H89V230L88 231H85V233L87 234L86 236H87V238H88V240L87 239H85V238H83L82 240H84L85 239V241L86 242H84L83 243V241H80V245H77L76 247L73 245V244H69L68 243V241H66V238H65V236H64V238L62 239V237H61V235L59 236V237H61L60 238V242L61 243H63V244H65V243H68V244H66V245H63V246H65L66 248H67V251H68V254H66V257H63V260L66 262L65 264H89V263H86V261H88V259H90V260H92L94 257L97 259V262H98V252L99 253H102V252H100L101 251V249H102V247H104L102 244L103 243H105L104 241H106L107 239H106V235H102L101 233H98L100 236H99V239H101L100 240V242H98L97 244L99 245V246H102L101 247V249H99V250H97L98 252H96L97 253V255H96V253L95 254H89V250H88V248H89V246L91 245V243H92V245H93V241H94V243H95V240L93 239H91V236H92V234H90V229ZM114 228V227H113ZM119 228V227H118ZM117 228V229H118ZM123 228V227H122ZM139 228V227H138ZM148 228V227H147ZM152 228V227H151ZM163 228V227H162ZM164 228H165V226H164ZM167 228V227H166ZM169 228V227H168ZM184 228H186V227H184ZM98 229V231L97 232H99V229L100 228H97ZM104 229V228H103ZM124 229V228H123ZM129 229V228H128ZM157 229V228H156ZM160 229V228H159ZM177 229V228H176ZM188 229V228H187ZM226 229H227V227L226 228H224V229H222V232H225L226 231ZM101 230V229H100ZM113 230V229H112ZM114 230H116V228H114ZM114 230L113 231H111V232H108L109 233V235H107V237H108V240L110 241V245H112V244H114V243H116L117 242V239H119L120 237H124L125 238V236L128 238V241L125 239L124 241L122 240V238H121V244L120 245H117V246H114V247H111V250H112V253L111 254H113V256L112 257H114L115 256V258H117L118 260H119V262L120 263H122L123 262V264H124V261H123V258L121 257V254L122 253H125V252H121L120 250L124 247V250L125 251H127L128 253V256H129V259L128 260H131V262H135L134 264H142V263H144L143 261H148L149 260V258H147V257H145L146 256V254L143 256V254H144V252L143 253H140L139 251H137L136 249H135V251H133V248H135L136 246L135 245H132V240H134V243L137 241L138 243H141L143 246H147L148 247V244H147V242H157V241H155V240H158V239H160L161 238V235L162 236H168L167 237V239L169 238V236H171V237H173V238H175V233H176V231L175 232H170L169 230H166V231H159V233L158 234H153V233H149L150 235L148 236H146V237H143V238H141V239H138V237H140V235H143V233H141L140 234V232H136L135 233V235L134 234H132L131 236H130V234L129 233H124V230L122 231H120V229H119V232L120 233H115L114 232ZM132 230H135V229H132ZM154 230H155V228H154ZM153 230V231H154ZM200 230V229H199ZM105 231V230H104ZM110 231V230H109ZM125 231H126V229H125ZM138 231V230H137ZM156 231V230H155ZM178 231V230H177ZM184 231H185V229H184ZM228 232H229V234H231L233 231H234V229L232 228V229H229V230H227ZM262 231V230H261ZM63 232V231H62ZM83 232V231H82ZM95 232V231H94ZM93 232V233H94ZM128 232V231H127ZM135 232V231H134ZM158 232V231H157ZM181 232V231H180ZM197 232H199L198 230H197ZM196 232V233H197ZM201 232V231H200ZM55 233H56V231H55ZM57 233H59L60 234V232L58 231ZM57 233L56 234H54V237L55 238H53V240L54 239H56V238H58V235H57ZM103 233V232H102ZM67 234V233H66ZM106 234H107V232H106ZM140 234V235H139ZM160 234V235H159ZM178 234V233H177ZM182 234V233H181ZM68 235H70V234H68ZM145 235V234H144ZM262 235V234H261ZM264 235V234H263ZM63 236V235H62ZM72 236V235H71ZM79 236V235H78ZM83 236V235H82ZM81 236V237H82ZM93 236H94V234H93ZM180 236V235H179ZM98 237V236H97ZM151 237H154L153 239H152V241L150 240L151 239ZM71 238V237H70ZM95 238V237H94ZM123 238V239H124ZM150 238V239H149ZM45 239V240H44ZM67 239H69V237L67 238ZM81 239V238H80ZM178 239V238H177ZM72 240V239H71ZM74 240V239H73ZM75 240H78V239H75ZM74 240V241H75ZM166 240V239H165ZM197 240V239H196ZM200 240V239H199ZM64 241V242H63ZM73 241V242H74ZM99 241V240H98ZM173 241V240H172ZM176 241V240H175ZM174 241V242H175ZM49 242V241H48ZM54 242V241H53ZM57 242V241H56ZM69 242H71V241H69ZM120 242V241H119ZM131 242V243H130ZM161 242V245L162 246H164L163 244H162V242L163 241H160ZM169 242H170V240H169ZM201 243V240L200 241H198V243ZM75 243V242H74ZM77 243V242H76ZM75 243V244H76ZM122 243H127L126 245L127 246H125V245H123ZM133 243V244H134ZM171 243V242H170ZM170 243H168V244H170ZM195 243V242H194ZM55 244V243H54ZM58 244V243H57ZM90 244V245H89ZM107 244H109L108 242H107ZM151 244V243H150ZM154 244V243H153ZM95 245V244H94ZM93 245V246H94ZM109 245V246H110ZM137 245V244H136ZM157 245V244H156ZM47 246H48V243H47ZM62 246V245H61ZM79 246V247H78ZM92 246V247H93ZM105 246H106V243H105ZM108 246V245H107ZM113 246V245H112ZM153 246H155V245H153ZM171 246H172V244H171ZM91 247V248H92ZM95 247H96V245H95ZM94 247V248H95ZM98 247V246H97ZM146 247V248H147ZM157 247V246H156ZM168 247V246H167ZM167 247H166V249H167ZM177 247H178V245H177ZM106 248V247H105ZM110 248V247H109ZM152 248V247H151ZM159 248V247H158ZM169 248V247H168ZM174 248H175V246H174ZM104 249V248H103ZM154 249H156V248H154ZM246 249H248V246H245V247H240V246H238V247H236L235 249H233V254H232V257L231 258H236V257H241L242 255H244V254H246L247 253V250ZM66 250V249H65ZM96 250V249H95ZM110 250V249H109ZM148 251H149V249H147ZM152 250V249H151ZM154 251V250H153ZM153 251H152V253H153ZM52 252H55V251H52ZM51 252V253H52ZM78 252H82V253H84V255L86 256H83V258L82 257H80L81 259H80V262H74V261H71V259H74V256L75 255H77V253ZM92 252V251H91ZM107 251H105V253H106ZM168 252V251H167ZM42 253V254H41ZM93 253H94V251H93ZM148 253H150V252H148ZM49 254V253H48ZM55 254V255H54ZM109 254H110V252H109ZM108 254V255H109ZM248 254L251 256V252L249 251L248 252ZM104 255V254H103ZM102 255V256H103ZM106 255V254H105ZM148 255H150V254H148ZM154 255V254H153ZM163 255V254H162ZM165 255H166V253H165ZM253 255V254H252ZM78 256H80L79 255V253H78ZM152 256V255H151ZM151 256H149L150 258H151ZM155 256H157V257H159L158 255H155ZM90 257V258H89ZM78 258V257H77ZM85 258H88L86 261H83V260H85ZM92 258V259H91ZM106 258H109V257H106ZM115 258H113L112 260H114L115 262V264H117V261H116V259ZM139 258V259H138ZM156 258V257H155ZM154 258V259H155ZM24 259V258H23ZM111 259V258H110ZM152 260H153V258H151ZM251 259H255V257L254 258H251ZM99 260H100V257H99ZM106 260V259H105ZM138 260H142L141 262L142 263H140V261H138ZM156 260V259H155ZM154 260V262L156 263V261ZM158 260V259H157ZM107 261V260H106ZM151 261V260H150ZM149 261V262H150ZM72 262H74V263H72ZM102 262V260L101 261H99V264ZM104 262V261H103ZM108 262V261H107ZM130 262V263H131ZM152 262V261H151ZM240 262V261H239ZM64 263V262H63ZM91 263H92V261H91ZM90 263V264H91ZM127 263V262H126ZM161 263V262H160ZM173 263V262H172ZM171 263V264H172ZM189 263V262H188ZM261 262H256V263H254V264H260ZM94 264V263H93ZM104 264V263H103ZM107 264V263H106ZM113 264V263H112ZM119 264V263H118ZM128 264V263H127ZM166 264H167V261H166ZM184 264H186V262L184 263ZM193 264V263H192ZM240 264V263H239Z\"/></svg>","mask_w":264,"mask_h":264}]
</instances>
